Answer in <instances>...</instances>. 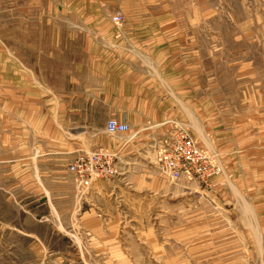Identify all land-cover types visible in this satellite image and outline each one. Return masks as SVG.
<instances>
[{
	"label": "rangeland",
	"instance_id": "1",
	"mask_svg": "<svg viewBox=\"0 0 264 264\" xmlns=\"http://www.w3.org/2000/svg\"><path fill=\"white\" fill-rule=\"evenodd\" d=\"M142 24L181 27L168 34L177 38L170 46L177 65L168 68L187 76L192 89L182 119L168 133L145 131L146 139L132 132L151 144L132 170L90 140L55 158L42 152L79 141V115L58 110L53 130L47 96L62 105L66 75L90 58L87 44L111 41L96 28L123 33ZM6 58L23 60L24 101L37 105L39 98L41 108L16 115L0 91V264H264V206L248 202L236 180L226 190L208 189L244 165L240 129L259 100L249 94L264 91V0H0ZM89 116L99 122L101 115ZM178 127L222 167L208 184L161 173L152 146ZM93 153L113 155L119 174L94 182L103 189H82L70 166Z\"/></svg>",
	"mask_w": 264,
	"mask_h": 264
},
{
	"label": "crops",
	"instance_id": "2",
	"mask_svg": "<svg viewBox=\"0 0 264 264\" xmlns=\"http://www.w3.org/2000/svg\"><path fill=\"white\" fill-rule=\"evenodd\" d=\"M173 30L177 32L181 30V27L142 24L127 26L123 33L113 27L96 28V34H102L103 39L110 34L111 41L87 44L86 49L90 51V58L82 62L74 73L66 75L69 77L70 88L65 85L62 105L55 104V98L54 101L50 100L51 95L47 96L49 100L47 114L51 112L48 119L50 120V117L52 119L49 124L53 130L56 129L55 114L58 110L79 115L78 126L74 127L79 131L76 135L79 141L74 145L68 141L62 144L50 143L42 152L53 155L55 158L56 154L71 153L75 145L82 149L89 144L88 140H90L97 150L116 153L118 161L129 163L130 169L132 163L139 160L140 156H148L151 153V144L146 145L145 142L141 143L140 139L135 140L136 135L132 132L137 130L139 135L141 131L163 129L168 133L173 129V124L183 117L184 98L192 96L190 82H186L187 76L177 73L174 68H168L170 64L173 65L172 67L177 65V56L176 59L172 57L176 50L172 49L175 51L173 53L170 47L177 38L168 36L173 33ZM102 50L106 53L104 54ZM160 52H164L162 59L153 57V54L159 56ZM22 65L23 60L20 58H15V61L7 58L0 59L2 84L0 91L3 92V97L5 91V104L11 109L15 108L16 115H20L21 108L22 110L41 108L39 98L37 105L24 101L27 95L25 92L28 90H25L23 85L22 69L20 70ZM160 65L167 68L159 69ZM89 66L94 67V70H90ZM152 66L157 67L154 73ZM85 90L91 92L85 93ZM50 92L52 91L49 90ZM252 94L259 99L255 104L254 117L252 116L241 127L239 134L240 144L245 147L241 160L244 165L238 172L230 171L226 178H213L208 189L215 193L226 190V186L236 180L240 185V193L246 194L245 199L248 202L264 206V100H261L264 98V91L256 87L249 95ZM53 95L56 96L55 92ZM30 96L37 99L36 96L41 95L32 91ZM95 114L101 115L99 122H93L89 116ZM112 118L129 124L131 130L109 137L106 133V124ZM58 126L66 128L64 123L63 126L61 124ZM148 135L150 133L145 132L143 139H146ZM115 138L123 141L114 142L112 139ZM209 143L213 144L212 141ZM39 152L41 153L40 150ZM229 169L232 170L231 167ZM39 173L41 174V171ZM128 176L131 177V175ZM71 186L74 187L73 184ZM102 186L101 183L96 182L87 189H103Z\"/></svg>",
	"mask_w": 264,
	"mask_h": 264
},
{
	"label": "built area",
	"instance_id": "3",
	"mask_svg": "<svg viewBox=\"0 0 264 264\" xmlns=\"http://www.w3.org/2000/svg\"><path fill=\"white\" fill-rule=\"evenodd\" d=\"M121 17L114 20L120 22ZM106 130L111 135L127 133L129 124L115 118L109 119ZM152 148L158 152V165L161 173L173 180L185 177L190 181L208 184L221 174L222 167L197 145L191 133L182 127L176 128L169 135L160 138ZM80 186H91L99 179L114 178L119 174L114 156L105 153H93L80 157L71 166Z\"/></svg>",
	"mask_w": 264,
	"mask_h": 264
}]
</instances>
